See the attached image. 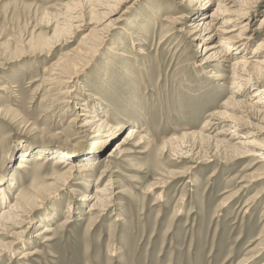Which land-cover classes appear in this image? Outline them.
<instances>
[{
  "label": "rangeland",
  "instance_id": "obj_1",
  "mask_svg": "<svg viewBox=\"0 0 264 264\" xmlns=\"http://www.w3.org/2000/svg\"><path fill=\"white\" fill-rule=\"evenodd\" d=\"M117 1L104 31L94 23L75 28L71 18H100L93 12L99 0H0V181L15 171L7 201L24 195L22 216L29 215L14 230L24 231L19 239L0 236V264H264V162L242 152L264 145V122L235 109L249 110L264 71L249 67L253 83L241 94L226 48L215 66L202 65L203 49L218 37L201 41L202 26L189 24L208 18L215 1L198 18L201 7L188 0ZM249 5L231 33L245 22L258 27L264 0ZM257 31L243 56L264 38ZM96 106L110 127L119 120L123 127L94 153L102 128L83 122ZM234 118L247 121L236 134ZM133 126L145 142L118 148ZM28 148L34 153L18 172ZM40 148L77 156L64 185L48 179L63 174L53 165L61 155L43 152L36 161ZM88 153L98 160L86 167ZM99 176L98 187L111 188L101 211L82 199ZM47 225L52 231L36 236Z\"/></svg>",
  "mask_w": 264,
  "mask_h": 264
},
{
  "label": "bare ground",
  "instance_id": "obj_2",
  "mask_svg": "<svg viewBox=\"0 0 264 264\" xmlns=\"http://www.w3.org/2000/svg\"><path fill=\"white\" fill-rule=\"evenodd\" d=\"M210 1H211V3H212V1L217 2V4H216L217 7L215 6L213 8L214 10L210 14H208V18L205 19L202 17L203 19H200V21H198L196 23L195 22L192 23V21H191V23L189 24V26L192 28V30L194 29V31H196V30L199 31L200 26H202V29H201L202 31L200 32V34H198V37H200L201 41H203V40L209 41L212 39H216L218 37L216 46L211 45L208 48L205 47L203 49L204 50V52H203L204 57L202 58V65L210 64V63H213L214 61H217V58H220V56L222 55L221 53L223 52V50L221 48H223V47L226 48L224 53L225 52L229 53V51H230V53H231L230 56L233 55L235 57L234 60L231 62V64H232L231 69L233 70V78L232 79H234V83H235L234 87H236L238 89V91H240V93L243 94L244 89L253 83V77H252L251 72L249 71L248 68L251 67L252 70H254V73H257V74H259V72L264 71V68H263L264 59L260 60V57H264V38H262V41H259L255 44V46L251 52V55H247V56L242 55L244 53V50L249 45V42L255 38V36H256L255 33L258 32L257 30L264 29V17L261 18L259 24L257 25L258 26L257 28L252 29L249 26H247L248 22H245L239 26L240 29L238 30V33H231V32L235 31L233 29V27H235L237 25V22H239V20L249 16V13L251 11L250 10L251 7L249 4H251L252 2H258L260 0H188L187 3L191 7H196V8L201 7L200 10H202L201 13H199L197 11L198 12L197 17L196 16H193V17L198 18L199 16L200 17L203 16L206 12L205 9H207L209 6ZM90 2H91V0H90ZM119 3L120 2L117 0H103V1L99 0V3L94 2V6L96 5L98 7H96V9H94L93 12L95 14H97L100 18H97L96 16L95 17L91 16L88 19V22H86L87 18L85 19L83 17V15L80 13H78V15H76L77 13H75L76 16H71L72 19L76 20L75 21L76 23H74L76 25L74 27L80 28V26H84V24L94 23V24H96L95 25L96 28L101 27L99 29H104V31H105L108 27L109 28L111 27L113 22H112V19H110L109 15H110L112 10H115V8H116L115 4H119ZM101 8L102 9L104 8L106 11L101 10ZM194 18L192 20H194ZM115 20L116 19H114V21ZM68 21H70V20H68ZM217 23H219V24L216 25ZM69 25L70 24H68V26ZM229 26H231V28H228ZM218 31L220 33H218ZM221 34H223V35L221 36ZM221 37H222V39H221ZM196 48L202 49L203 45L200 46V44H198ZM139 51H140L139 54H143V53L145 54V52L143 50H139ZM225 56H226V54H224L221 57L222 58L221 61H225V58H226ZM126 57L131 58L129 55ZM249 58L250 59L253 58V59L249 61L248 60ZM251 63H253V64H251ZM213 65H214V63H213ZM209 68H206V69L209 70ZM52 70L53 71L50 74L51 80L54 79L55 77H57V75H58V73H56V70H57L56 64L54 65ZM210 70H211V68H210ZM206 76L213 79V75L208 74ZM70 91H68V92H70ZM251 97L255 98V100L252 102V104L251 103L248 104V107H250L249 110H245V109L242 110V108L241 109L238 108L239 106L237 107L238 109L237 108H235V109L243 112L246 115L248 114V111L250 113L252 111V114L251 115L249 114V116H252L255 119L258 118V120L264 122V88H260V87L256 88V90H254V92L251 94ZM232 101H234L236 104H242V99L240 101V100H235L234 98H232ZM97 103H99V102L97 101ZM84 104L85 103H82L81 105H84ZM103 111L104 110L102 109V107H100V108L97 107V108L91 110L90 113L86 114L84 122H83V125H90V126L93 125V127H95V129H97L98 131H99V129L102 128V130H100L99 136H97L95 139H93L92 144L90 143L91 147H93L95 149V150L92 149L94 151V153L96 152V148H101V146H103L102 144L104 142H109L112 139H115V137H117L119 135V131L123 127L122 121H120V120L116 124H114L113 126L110 127V124L107 121H105V119L103 118V114H102ZM225 114H226V112H224V113L221 112L219 115H225ZM218 117L220 118L221 116H218ZM246 122L247 121L242 119V118L232 119V126H231L232 131L231 132L233 134L234 133L236 134V132L238 133V132L242 131L244 125L246 126ZM127 129L128 130L126 131L125 136L122 137L116 143L117 147L120 148L123 145L128 144L130 141L133 142V145H134L133 147H135V146L140 147L145 142L143 135H141L142 130L139 129L138 126H133V127L127 128ZM217 140L218 139H216V141ZM167 142L172 143L171 140H168ZM248 144H253V142L252 143L249 142ZM43 152L44 153L46 152L47 154H49L48 156L54 155V154L61 155V156L56 157L54 159L53 165H55L56 167H60V169L62 167L64 169L62 172L63 174L55 176L54 178H48V179H53V180H55V182L61 180L62 185H64L66 183V181L68 180V178L73 176L72 174L74 172V168L76 167V169H77V166L73 165V163L71 164V161H69V160L76 158L77 156H74L73 154H71L67 151H59L58 149L40 148V152L37 155V157L35 158L36 161H43L45 159V155L43 154ZM242 152H243V154L252 155L256 158H259V160H257V162H264V145L252 146L250 148L247 147ZM32 153H34V152H32V148H30V149L28 148V149L23 150L21 156L19 157L20 159H18V161L14 165V169L18 170V172L21 170H25V168L27 167V164L25 163V161L31 157ZM94 153L93 154L88 153V155H85L84 158L83 157L81 158V160L84 161L83 163H85V164H83L84 166H86V167L89 166L90 162H91V165L95 164V162H96V160H98V158ZM239 153H241V152H239ZM83 169H85V168H83ZM82 171H84V170H80L78 172L82 173ZM15 178H16L15 177V171H11V173L9 174L8 177H6L0 181V205L3 206L0 209V236H7L8 235V237H9V235H11V234H8V233L11 232L14 240H17L21 236H23L24 231L21 229L18 232H14V230L17 228H21L23 225V224H21V223H23L22 221L25 220L26 218H28L29 215L27 216L28 213L27 214L25 213L24 216H22L24 213L23 210H25V208L23 207L20 199H23L24 195H23V197H22V195L20 197H18V199L13 204H10L7 201L9 198V196H8L9 190H11L13 185L16 183ZM92 179H93V177H91V180ZM94 179H97V181L94 183V185L96 187L94 186L90 196L84 195L82 197V199L83 200L92 199L93 203L90 205L91 208L97 207L99 209V211L109 209L107 206H109L108 202L111 199V196L110 195L107 196V194L110 193L111 188H107L106 185H104L103 187H98V184L100 185L102 183L101 176H99L98 178L95 177ZM20 216H22L21 220H20ZM46 217L47 218H43L42 220L38 221L36 225L41 226V222L48 220L49 215L47 214ZM23 218H25V219H23ZM26 223H29V222L26 221ZM3 231H5V233H3ZM51 231H52L51 226L47 225V226L43 227L42 231H38L37 232L38 234H36V236L42 235V238H43V237H46L47 233H49ZM11 238H12V236H11ZM5 248H6L5 245L0 244V253L5 252L6 251ZM18 253H20L18 250L15 252L13 251V255H17ZM25 255H26V253L23 254L21 257H24Z\"/></svg>",
  "mask_w": 264,
  "mask_h": 264
}]
</instances>
